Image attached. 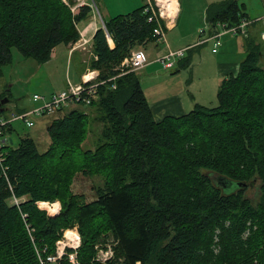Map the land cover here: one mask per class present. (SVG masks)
I'll return each instance as SVG.
<instances>
[{
	"label": "trees",
	"instance_id": "1",
	"mask_svg": "<svg viewBox=\"0 0 264 264\" xmlns=\"http://www.w3.org/2000/svg\"><path fill=\"white\" fill-rule=\"evenodd\" d=\"M243 6L238 0L208 5L207 33L216 31L217 22L251 24ZM145 7L146 2L101 17L113 47L102 28L93 34L90 66L99 70V79L116 78L100 85L89 105L96 106L95 119L103 124L92 150L81 149L85 116L78 108L48 122L43 152L28 135L4 147L0 264H42L54 251L51 236L68 222L77 223L81 237L76 264H97L94 244L105 231L114 241V261L108 264H264V68L258 65L264 32L261 42L245 36V55L237 72L221 79L215 106L194 103L179 116L155 120L138 74H119L117 68L135 47L157 41L158 23L165 38L164 20L148 21ZM88 17V7L73 13L63 0H0V75L11 61V48L44 63L55 46L77 40V24ZM194 51L188 48V55L166 70L189 67ZM73 169L103 177L105 187L93 202L64 200ZM219 177L245 187L258 180L257 198H248L245 187L225 190ZM56 198L62 200L60 214L45 215L39 202ZM44 264L73 263L62 258Z\"/></svg>",
	"mask_w": 264,
	"mask_h": 264
},
{
	"label": "rangeland",
	"instance_id": "2",
	"mask_svg": "<svg viewBox=\"0 0 264 264\" xmlns=\"http://www.w3.org/2000/svg\"><path fill=\"white\" fill-rule=\"evenodd\" d=\"M221 1L225 0H179L178 18L177 16L175 18L176 26L165 32L166 43L155 41V43H149L145 47L141 46L133 49V51L137 49L143 50L146 58L145 65L137 70H132L129 65L124 64L122 69L138 74L141 87L148 102L156 101L171 92H179L181 93L186 110H189L194 103H200L209 107L217 104L216 93L222 78L221 73L225 69V66L219 63L236 62L239 67V63L245 55L242 44L245 42L244 37L248 35V32L247 35L223 34L220 37L217 53H211V41L205 43L198 50L191 53L189 67L175 73L164 69L160 59L168 52V48L171 51L183 49L184 53L181 57L187 56V49L191 45L196 44L204 36H199V33L204 31L206 34L207 32L208 26L205 12L208 5ZM238 1L244 5L243 10L245 15L254 21L249 34L252 38L256 39V42H261L260 33L264 32V22L261 19L264 17V0ZM94 2L99 11V16L104 20L107 19L106 9L108 7L114 8V12H116L114 15L124 14L144 5L145 0H94ZM159 7L161 9V6L157 8ZM168 11L170 10H164V13ZM164 18L167 26L173 24L172 22H168V17ZM85 23H87V20H81L78 26L82 27ZM58 48L61 49V52L55 58L50 57L44 63H39L33 58H25L16 48H11V61L2 65L0 75V97L8 96V101L4 104L2 110L4 114H7L8 110H15L16 106L31 108L36 105L32 100L34 93L47 97L52 93L62 91L66 86L67 80L72 84L79 82L74 64L70 63L68 58H66L65 45L59 44ZM84 53L88 55V57L86 56L85 68H92L90 61L94 59L93 55L88 51ZM77 57L80 60L81 54L78 53ZM178 58L180 57L171 59L174 62V66H176ZM258 65L264 68V52L258 61ZM120 66L119 64L117 68ZM73 108H78L85 116V136L81 143V149L84 151L92 150L99 141L103 127V124L95 119L97 109L95 105L86 107L69 105L61 111H55L43 116H35L33 118L34 125L31 127H27L19 121L14 122L12 124L13 130L9 132L8 136L10 144L16 146L21 137L28 135L35 140L38 151L43 152L49 144V137L46 131L48 122L55 117L66 114ZM50 162L52 163V161H48L47 164L49 165ZM66 181L64 200H72L74 205L93 202L98 191L105 187V181L100 174L82 172L81 170L74 171L73 169ZM258 189L259 181L257 180L253 185L245 187V194L248 198L255 199L257 198ZM52 202L59 208L57 213L51 215L45 208L42 209L45 215L54 217L59 215L60 210H62V200L56 198ZM72 228H75L77 231L79 230L76 222H68L55 231V237L51 236V238H54V251L49 255L55 254L57 241L62 240L64 231ZM80 245H82L81 237L77 249L67 247L65 249L67 254H73V264L78 262L77 252ZM113 246L112 234L109 231L101 233L100 239L94 244L95 254L92 260L97 264H108L109 261L113 262ZM108 248L112 250V256L105 262L99 260L100 250ZM43 249H46V245H44ZM67 254L63 255L62 258H67L69 261ZM46 258L47 256L43 259V262L47 261Z\"/></svg>",
	"mask_w": 264,
	"mask_h": 264
},
{
	"label": "built area",
	"instance_id": "3",
	"mask_svg": "<svg viewBox=\"0 0 264 264\" xmlns=\"http://www.w3.org/2000/svg\"><path fill=\"white\" fill-rule=\"evenodd\" d=\"M66 4H68L73 13H77L80 8L88 7L89 8V17L86 19L87 23H85L82 27H79L77 24V29L79 33V37L76 41L72 42L69 45V52L71 53L75 49L88 50L92 45V37L95 31L98 28H102L104 30V34L109 46L113 43L107 29L105 28V24L102 18L99 16V11L94 0H63ZM146 7L145 11H150L151 15L148 16V21H151L155 18V20L163 19L165 23V27L167 23L165 22L164 17H168L169 21L174 24L175 18L178 13L179 3L178 0H175L176 5H174L173 0H145ZM158 6H161L157 8ZM163 9V10H162ZM170 10L164 13V10ZM172 24V25H173ZM171 25V26H172ZM250 25V21L247 19H242L239 23L228 25L225 22H217L216 23V31L213 34H208L204 31H201L200 34L203 36L197 44H204L208 41L212 42L211 52H217L218 46L220 45V37L223 34H232V35H247L248 27ZM164 29L158 23L155 28H153V33L158 37L157 41H162L166 43L164 38ZM184 50L171 51L168 49V52L161 57V61L163 64V68L167 69L173 65L171 61L172 58L176 56H182ZM146 63V58L144 56L143 50L137 49L131 52L129 57L124 58L121 63L119 70L121 71L119 74H123L126 72L123 70V65H129L132 70H137L143 67ZM116 76H112L108 79H99V70L96 68H87L84 72L81 73L79 82L77 84H72L69 80L66 82V86L64 89L57 93H52L47 97L34 93L32 96L33 102L36 103L31 108H26L23 111L16 110H8L7 114H0V164L1 167L4 168L5 161V146H10V139L8 138L9 133L7 130L12 126L14 122H22L27 127L33 125V118L35 116H43L50 113H53L57 110L63 109L66 106H81L86 107L91 104L93 100L97 98L98 88L100 85L105 84L108 81H113ZM114 89L115 83L113 82L110 86ZM13 201L17 204V199L13 198ZM39 206L41 208H45L48 213L51 215L58 212V207L54 202L50 201H40ZM80 244V236L78 231L75 228L67 229L63 233L62 240L57 241V246L55 250V254L47 256V262L57 263L59 259L62 258L63 255H66V247L77 249ZM68 259L71 263L73 262V254H67ZM112 256V250L110 248L105 250H100L99 260L105 262ZM40 262L44 264L43 260L40 259Z\"/></svg>",
	"mask_w": 264,
	"mask_h": 264
},
{
	"label": "crops",
	"instance_id": "4",
	"mask_svg": "<svg viewBox=\"0 0 264 264\" xmlns=\"http://www.w3.org/2000/svg\"><path fill=\"white\" fill-rule=\"evenodd\" d=\"M178 3H179V0H178ZM179 7H180V5H179ZM114 11L115 10H114L113 7H108L106 9L107 19L112 17L114 14H116V12H114ZM177 18H178V16H177ZM261 19L263 20V17ZM252 25H254V21H252V23L249 26L250 28L248 30V35H250L249 33H250V29H251ZM175 26H176V20H175V22H174V24L172 26H170L169 28L166 29V31L175 28ZM149 43H152V42H149ZM113 45L114 44L112 43L110 47H113ZM145 46H143V47H145ZM192 46H194V50L196 51L202 45L193 44V45H191V47ZM138 47H141V46H138ZM242 47H243V52L245 53V45H244V43L242 44ZM65 49H66V58H68V61H70V63L74 64L76 73H77L78 77L80 78L81 73L83 71H85L87 68H90V67L85 68V66H86L85 62L87 60L86 56L88 57V55L86 53L80 52V51H74L72 54H70L69 45H65ZM88 51L93 55V57L95 59V55L92 52V48L91 47H90V49ZM60 52H61V49L58 48V45H57V46H55L52 49L50 57L55 58L57 56V54L60 53ZM217 52H218V50H217ZM217 52H215V53H217ZM78 53L81 54V59L80 60L77 57ZM211 53H213V52H211ZM144 56H145V54H144ZM219 64L225 66L224 71L221 73L222 78L224 76L228 75L229 73H236L237 70H238V63H236V62H227V63H219ZM149 105L151 107V110H152V113H153V116H154L155 120H160L166 115L179 116V115H181V114H183V113H185L187 111L186 108H185V104L182 101L181 93H179V92H171V93H169L167 95H164L161 98L157 99L156 101L149 102ZM75 107H78V106H75Z\"/></svg>",
	"mask_w": 264,
	"mask_h": 264
},
{
	"label": "water",
	"instance_id": "5",
	"mask_svg": "<svg viewBox=\"0 0 264 264\" xmlns=\"http://www.w3.org/2000/svg\"><path fill=\"white\" fill-rule=\"evenodd\" d=\"M7 101H8L7 97H3L0 100V104H4ZM217 180L219 181L220 184H222V186L225 190H234L236 187H245L246 186V184L243 182H233L230 179H226L225 177H219ZM250 185H251V183H250Z\"/></svg>",
	"mask_w": 264,
	"mask_h": 264
},
{
	"label": "bare ground",
	"instance_id": "6",
	"mask_svg": "<svg viewBox=\"0 0 264 264\" xmlns=\"http://www.w3.org/2000/svg\"><path fill=\"white\" fill-rule=\"evenodd\" d=\"M173 2H174V5H176L175 0H173ZM93 51H94V50H93Z\"/></svg>",
	"mask_w": 264,
	"mask_h": 264
}]
</instances>
